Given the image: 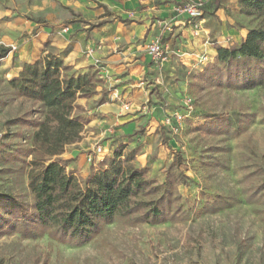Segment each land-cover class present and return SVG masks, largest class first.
<instances>
[{
  "label": "rangeland",
  "instance_id": "374dc122",
  "mask_svg": "<svg viewBox=\"0 0 264 264\" xmlns=\"http://www.w3.org/2000/svg\"><path fill=\"white\" fill-rule=\"evenodd\" d=\"M73 1L83 2L0 0V45L11 50L8 61L0 65V191L25 201L32 214L30 123L42 118L43 108L8 79L19 58L37 52L32 45L41 40L32 39L42 24L54 27L75 17ZM136 8L143 10L145 4ZM242 14L237 24L247 32L241 40L234 41L230 33L222 40L207 35L204 45H196L194 38L203 34H193L194 26L187 24L192 36L176 35L163 43L164 61L150 57L154 68L143 76V99L132 92L114 97L120 120L139 115L141 124L131 134L121 132L119 122L113 124L117 119L91 110L99 97L109 101L114 92L98 72L96 93L88 97L98 98L76 111L85 122L80 138L60 155L74 156L66 169L73 167L82 178L99 171L101 161L113 156L123 161V169L144 168L145 177L155 183L164 182L168 171L185 173L190 181L175 185L172 218L147 223L138 221L136 214L117 217L78 243H62L48 234L27 237L3 228L0 264H264V60L250 61L246 70L217 50L223 47L238 59L244 57L241 52L254 53V42L244 46V40L264 25ZM252 81L260 83L248 87ZM24 115L29 124L14 122ZM97 145L103 152L89 162Z\"/></svg>",
  "mask_w": 264,
  "mask_h": 264
},
{
  "label": "trees",
  "instance_id": "16d2710c",
  "mask_svg": "<svg viewBox=\"0 0 264 264\" xmlns=\"http://www.w3.org/2000/svg\"><path fill=\"white\" fill-rule=\"evenodd\" d=\"M237 5L242 13L259 18L264 25V0H237ZM251 40L254 53L241 52V59L223 47L217 50L247 70L250 61L256 64L264 60V30H251L243 45ZM9 51V47L0 45V59ZM69 70L62 58L49 53L41 60L24 63L18 77L8 80L13 88L38 101L43 112L42 118L32 122L28 115L14 121L31 122L34 127L28 149L32 155L28 187L33 197V214L25 201L0 191V230L8 228L27 237L48 234L62 243H78L91 239L102 225L117 217L136 214L138 221L147 223L171 219L175 185L190 181L181 171H168L164 182L155 183L145 177L144 168L128 165L123 169V161L116 156L103 159L100 170L86 178L66 169L69 159L60 155L67 145L79 140L85 123L76 113L80 108L77 99L95 94L98 80L94 67L72 74ZM259 83L252 81L247 86ZM103 102L102 96L97 99V104Z\"/></svg>",
  "mask_w": 264,
  "mask_h": 264
},
{
  "label": "crops",
  "instance_id": "0c3cea01",
  "mask_svg": "<svg viewBox=\"0 0 264 264\" xmlns=\"http://www.w3.org/2000/svg\"><path fill=\"white\" fill-rule=\"evenodd\" d=\"M198 1L203 5V21L199 31L203 35L201 40L193 37L196 45H204L207 35L220 36L222 40L225 34L230 33L234 41L245 36L247 29L237 24V21L242 22V16L244 17L240 13L237 0L73 1L71 6L75 17L62 19L59 21L61 24L54 27L42 24L37 37L32 39L41 40V43L32 45L37 52H31L29 58H19L14 63L8 80L18 77L24 63L35 62L40 55L44 57L49 53L62 58L73 73L94 67L113 87L114 92L111 93V100L96 104L91 110L112 120L117 119L113 124L119 122L121 132L131 134L141 124L139 115L120 120L115 115L119 105L114 97L132 92L133 97L143 99V76L154 68L146 52L147 45L157 34L162 36V42L165 44L176 35L180 38L190 36L191 28L186 26L189 24L187 15H178L174 8L183 3ZM139 4H145V8L137 9ZM50 48L55 49V52H51ZM10 54L11 50L0 59V65H5ZM97 98L96 95L92 98H78L77 103L87 108V104L90 106L88 102ZM73 158V155L68 157L70 161H73Z\"/></svg>",
  "mask_w": 264,
  "mask_h": 264
},
{
  "label": "built area",
  "instance_id": "2783aa9c",
  "mask_svg": "<svg viewBox=\"0 0 264 264\" xmlns=\"http://www.w3.org/2000/svg\"><path fill=\"white\" fill-rule=\"evenodd\" d=\"M174 11L178 15H187L188 17V23L192 24L193 27V34H198L199 29L201 26V23L203 21V5L201 1L198 2H187L183 3L180 5H177L174 8ZM148 54L154 61H164L166 59V54H165V46L163 42L161 41V38L159 35L155 36L148 44L147 47ZM123 108L128 110L129 105L124 104ZM177 120L180 121L181 116L180 115H175ZM168 121V119H167ZM103 152V146L102 145H97L94 148L93 154H89L87 157V160L89 162H93L95 159H98L99 155Z\"/></svg>",
  "mask_w": 264,
  "mask_h": 264
}]
</instances>
